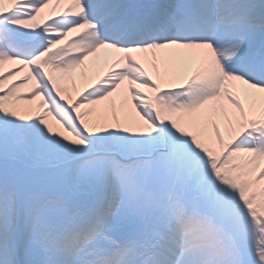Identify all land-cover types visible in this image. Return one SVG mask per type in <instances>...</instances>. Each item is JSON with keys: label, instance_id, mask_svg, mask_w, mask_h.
Masks as SVG:
<instances>
[{"label": "snow or ice", "instance_id": "6c2138e0", "mask_svg": "<svg viewBox=\"0 0 264 264\" xmlns=\"http://www.w3.org/2000/svg\"><path fill=\"white\" fill-rule=\"evenodd\" d=\"M0 264H264V0H0Z\"/></svg>", "mask_w": 264, "mask_h": 264}]
</instances>
